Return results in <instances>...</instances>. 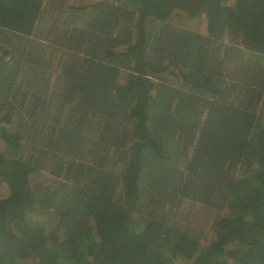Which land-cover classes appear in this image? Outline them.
I'll list each match as a JSON object with an SVG mask.
<instances>
[{
	"label": "trees",
	"instance_id": "obj_1",
	"mask_svg": "<svg viewBox=\"0 0 264 264\" xmlns=\"http://www.w3.org/2000/svg\"><path fill=\"white\" fill-rule=\"evenodd\" d=\"M73 2L0 0V264H264V0Z\"/></svg>",
	"mask_w": 264,
	"mask_h": 264
},
{
	"label": "rangeland",
	"instance_id": "obj_2",
	"mask_svg": "<svg viewBox=\"0 0 264 264\" xmlns=\"http://www.w3.org/2000/svg\"><path fill=\"white\" fill-rule=\"evenodd\" d=\"M60 1V0H59ZM75 2H77V0H73ZM81 1H79L80 3ZM189 18L186 17V15L183 12H178L175 13L173 15V17L169 20V24L171 26H176L182 29H188L191 32H197L198 31V27L200 26L198 23L199 21H197L196 19L193 21H189ZM230 48H232V46H229ZM246 58H249V60H251V62H257L261 65V67L264 68V58H256V57H250V56H246ZM41 178L43 184H52L54 182V179H52L49 175L47 174H43V177H41L40 175L37 178ZM4 191H0V197L3 195ZM30 222L33 224H39L43 227H47L50 223V220L48 219L47 216L45 215H41V214H32L30 215Z\"/></svg>",
	"mask_w": 264,
	"mask_h": 264
}]
</instances>
